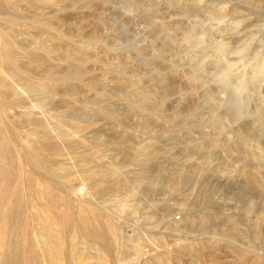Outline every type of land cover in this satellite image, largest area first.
I'll list each match as a JSON object with an SVG mask.
<instances>
[{
  "label": "rangeland",
  "instance_id": "1",
  "mask_svg": "<svg viewBox=\"0 0 264 264\" xmlns=\"http://www.w3.org/2000/svg\"><path fill=\"white\" fill-rule=\"evenodd\" d=\"M63 3L52 10L48 20L53 21V27L59 28L66 39L38 33L24 23L12 29L15 42L27 49L47 38L45 45L53 57H61L65 49L90 47L99 51L105 62L126 60L133 70L128 73L131 81L139 78L147 90L161 92L172 81L175 85L178 83L175 96L186 105L184 111L188 112H183L185 116L179 121L175 119V123L154 131L137 128L134 139L127 137L128 143H125L132 149H113L102 143L106 139L116 140L112 135L104 129L90 131L105 120L80 109V103L121 114L134 101L133 96L115 88L97 65L91 67V72L95 79H105L102 91L106 94L94 96L75 85L65 97L67 103L74 105V119L90 126V130L73 136L76 139L84 135L90 141L85 151L93 164L109 167L117 178L128 180L123 190L97 193L87 180L92 178L93 170L81 174L76 157L80 149H63L56 158L48 156L52 163L54 159L57 162L52 164L56 170L59 164H66L75 173L70 182L73 189L66 192V200L76 207L92 209L91 216L95 213L93 207H97L105 222L120 233L119 241L128 250H125L127 254H105V260L111 264L151 262L160 255L166 258L173 255L172 250L181 243L214 237L249 255L256 253V263L264 264V250L253 244L252 235V229L259 228V219L264 213V188L258 180L250 181L239 170L243 165L249 172H259L264 179V0H63ZM176 26L182 32H176ZM3 27L10 30L7 24ZM165 64L172 65L174 71L165 70ZM244 76L256 80L246 79L248 87L242 91L239 79H245ZM98 89L101 91V87ZM60 91L58 96L63 94V89ZM57 95L51 96L53 107L42 109L37 101L28 105V108L31 106L26 110L29 121L23 124L22 131L29 132L33 140V134L40 131L34 119H43L50 137H56L66 128L65 108L58 103ZM190 97L195 98L194 105L190 104ZM156 102L159 107H166V102ZM187 106L190 109L186 110ZM13 111L16 109L8 110L7 115L16 122ZM239 137L252 143L255 140L258 149H221L233 148ZM215 142L224 144L199 149L201 144ZM155 167L157 174L176 176L178 183L168 187L151 186L148 182L156 172ZM25 168L28 172L29 167ZM140 171L142 176L134 180ZM185 178L188 180L184 181ZM35 180L31 184L37 182L42 187L41 180L37 177ZM205 207L216 213L214 226L208 230L198 227L187 230L184 219ZM234 223L242 232L241 237L220 234L222 228L227 229ZM114 233V228L107 231L109 236ZM94 252V249L85 250L87 262H94ZM231 253L224 245L205 249L203 258L192 264H248L251 261L250 257L243 259ZM190 258L191 255L183 256L180 264H187Z\"/></svg>",
  "mask_w": 264,
  "mask_h": 264
},
{
  "label": "bare ground",
  "instance_id": "2",
  "mask_svg": "<svg viewBox=\"0 0 264 264\" xmlns=\"http://www.w3.org/2000/svg\"><path fill=\"white\" fill-rule=\"evenodd\" d=\"M61 2L63 3V0H0V264H111L105 260V254L111 253L114 256L127 254L125 251L127 249H124L123 244L119 241L120 233L116 227L105 222L100 209L93 207L95 213L91 216L90 210L92 209H88L86 206L76 207L66 200V192L73 189L71 180L75 173L70 172L66 164H57L58 169L56 170L57 167H52L55 159L52 158L54 159V163H52L51 157H48L61 156L63 149H80L81 151L77 153L76 157L80 163L78 166H80L81 174H85V172L88 174L91 169L93 170L92 178L89 177L87 180L90 181L91 187L97 193L123 190L128 182V180L117 178L113 169L94 165L91 157L85 151L88 149L90 141L84 135H80L76 139L73 136L74 133L82 134L84 131L90 130L88 124L74 119L76 115L74 105L70 102L67 103L65 98L73 86L83 87L88 92L91 91L94 96L95 94L99 96L106 94L102 91L106 84L105 79H95L97 77L94 78L91 67L98 65L101 74L107 75L106 80L108 78L115 88L122 93L129 92L134 98V101H131L121 114L110 113L104 108L89 106L85 102L80 103V109L105 120L104 124L90 131L104 129L108 135H112L116 140L106 139L102 140V143L108 144L113 149H132L133 147L125 143L128 140L127 137L129 140L134 139L137 135V128L154 131L155 128L160 129L167 124H172L175 119L179 121L185 116L183 112H187L184 111L186 105H182L178 97L175 96L178 94L176 91L178 83L175 85V81H172L173 83L171 82L167 85L168 88L161 92L153 91L154 89L147 90L140 84L139 78L134 77L135 80L131 81L128 73L133 70L126 60H119L115 63L105 62L103 56L99 55V51L95 52L94 48L90 47L87 49H65L61 51V57H53L51 49L45 45L47 38L43 41L45 43H35L31 48L26 47L27 49L22 48L23 46L20 47L19 42L18 44L15 42L12 29L24 23L30 24L38 33L44 32V34L55 35L61 40L66 39L61 34L62 32H59V28L53 27L51 24L53 21L49 22L48 18L52 10L58 8ZM63 6H65L64 3ZM97 16H99L98 13ZM3 24H7L10 30H6ZM56 25L58 26V24ZM174 30L182 32L178 26ZM163 66H166L165 70H173L170 64ZM246 79L256 80L254 77L239 79L241 86H239V82L238 86L242 91L247 89L245 87L249 80L245 81ZM98 87H101V91ZM61 89H63V94L58 96ZM52 95H57L58 103H62L65 108L63 120L66 128L61 130L56 137H50L46 133L43 119H34V124L40 128V131L37 130L38 132L33 134L35 138L33 140L29 132L30 135L22 131L23 124L27 123L29 119L28 111H26L28 105L32 101H37L35 103H39V107L42 109L53 107ZM189 100L190 104H193L195 98L190 97ZM156 101L166 102L167 108L159 107ZM173 103L175 104L173 105ZM10 109L18 110L17 112L13 111L16 114L14 119L16 122H13L7 115V111ZM188 109L190 107L186 108V110ZM216 121L221 122V118H217ZM235 136L237 137V135ZM187 137L189 138L188 134ZM39 139H43L42 142H39ZM254 143H256L255 140L252 143L246 138L239 137L235 139L233 148L226 146L221 149H258V145ZM223 144L220 142L219 144L216 142L201 144L199 149L210 148V146L221 147ZM25 166L29 167L28 172H25L27 170ZM239 170L250 181L256 180L257 182L258 180V183L260 182L259 184L264 188V179L261 173L259 175V172L257 174L249 172L243 165L239 167ZM154 172V176H150L151 179L148 178V183L151 186L168 187L178 183H176V176L157 174V167ZM141 176L142 172L136 173L133 179H139ZM35 177L41 180L42 187L37 182L31 184ZM185 180L188 179L185 178ZM197 196L199 197V195ZM205 208L184 219L187 230H195L196 227L208 230L214 226L217 218L216 213ZM259 220V228L256 231L254 228L252 229L255 240L253 244L264 250V213ZM237 227L234 223L227 229L222 228L220 234L241 237L243 234ZM110 228L115 229L112 236L107 234ZM180 237L182 236L180 235ZM225 241L214 237L198 242L189 240L181 243L182 245L175 251L172 250L173 255H169L167 258L166 255H160L154 260L152 258L151 262L143 261L138 264H180L185 255H191L190 261H186H188L187 264H192L203 258L205 249L210 250L222 245L226 247L227 252H234L240 258L250 257L251 261L248 264H258L254 260L256 253L249 255L239 248L228 246ZM86 249L95 250L92 255L93 263L87 262L89 258L86 261ZM254 249L255 247H253V251ZM162 254L164 253L162 252ZM134 262L127 264H137Z\"/></svg>",
  "mask_w": 264,
  "mask_h": 264
}]
</instances>
